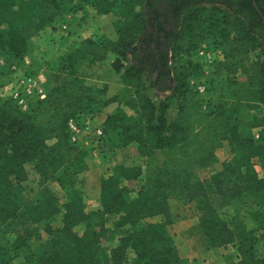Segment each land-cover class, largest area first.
I'll return each mask as SVG.
<instances>
[{"label":"trees","instance_id":"obj_1","mask_svg":"<svg viewBox=\"0 0 264 264\" xmlns=\"http://www.w3.org/2000/svg\"><path fill=\"white\" fill-rule=\"evenodd\" d=\"M76 1L81 8L93 6L98 14L118 9L117 38L96 35L78 42L69 32L63 37L70 55L51 62L55 68L44 99L32 101L24 113L0 98V264L15 259L26 264H181L170 233V195L177 197L180 189L195 204L198 230L209 247H235L234 264H264L255 232L238 219L223 221L211 201L212 196L235 203L252 197L264 208V164L260 177L254 163L264 162V0ZM71 3L0 0V50L5 58L22 64L32 34L52 24ZM203 46L222 56L207 73L197 58ZM109 54L124 87L111 99L104 98L106 90L86 86L78 71L81 63L90 68ZM227 73L242 76L235 79L238 89L230 115L210 96L213 81ZM191 80L205 85L204 97ZM127 94L103 129L106 139L118 133L122 147H132L143 166L113 167L101 184V208L90 213L77 180L91 153L70 141L67 122L76 116L84 119L92 100L102 97V106L109 107L120 105ZM249 108L255 113L239 119ZM221 132L227 137H219ZM223 140L230 157L205 182L192 181L191 175L218 162L217 142ZM29 168L38 177L36 199H30L24 186ZM143 176L146 184L129 200ZM50 182L63 189L64 204L48 187ZM111 216L117 217V229L127 231L104 261L99 248ZM59 217L61 229L53 226ZM155 218L159 221H148ZM252 218L264 222L259 211ZM38 240L49 242L50 252H35L31 241ZM130 250L132 262L127 260Z\"/></svg>","mask_w":264,"mask_h":264},{"label":"rangeland","instance_id":"obj_2","mask_svg":"<svg viewBox=\"0 0 264 264\" xmlns=\"http://www.w3.org/2000/svg\"><path fill=\"white\" fill-rule=\"evenodd\" d=\"M78 5L79 2L76 0H74L73 4H67L63 15L52 24L44 26L38 33L32 34L30 38V49L26 52V55L31 64L29 67H22V70L39 75L47 87H51L52 70L55 68V63L51 62L65 61L70 55L69 42L65 40L60 32V27L63 23L67 22L69 24L70 32L75 37L74 39H78V42L96 35H105L111 40L117 38L115 25L120 14L118 9L110 14H98L93 6L89 5L81 8ZM251 55L253 58L255 57V54ZM221 58L220 53L216 52L215 59ZM83 73L81 72L82 76ZM101 73L107 81L110 79L108 78L109 75L112 77L116 74L111 67L103 69ZM241 77L240 74L227 73L223 78L213 81L210 96L216 104L227 109V115L232 112V103H236L234 93L238 86H235V79H240ZM1 83L8 88H12L15 86V78L12 75H6L1 79ZM102 89L106 90L104 82ZM167 95L168 93L159 97L164 99ZM104 98L99 97L100 100L97 99L90 102L89 107L83 112L84 119L105 123L109 116L121 109L124 105L123 101L128 98V94L124 96L120 105L115 104L112 108L102 106ZM249 109H243L238 118H250L255 111H252L251 108ZM220 135L219 137L223 135L227 137L228 133L224 132L222 134L221 132ZM217 145H219L217 149L218 162L210 170L199 171L196 176L191 175L192 181L198 178L205 182L210 177L212 170L219 168L222 162L230 157V148L226 140L218 141ZM254 163L259 176L263 177L264 162L256 159ZM116 165L124 167L143 166V161L136 156L132 147H122L118 133L112 134L108 139H105L104 144L97 150L96 156L89 155L85 167L78 175L77 186L83 192L87 212L96 213L100 210L101 199L98 198L99 195L97 194L101 190L102 181L112 175L113 167ZM145 184L146 181L143 176L139 179L136 186L134 185V192L128 196V199L137 198L140 188ZM47 185L53 191L59 203L64 204L67 198L61 186L51 182ZM24 186L30 199H36L39 189L38 177L30 168L29 179L24 183ZM176 196L170 195V206L174 219L170 233L175 241L181 264H234L237 260L235 247L232 245L219 248L209 247L198 230L199 217L195 210V204L189 203L187 195L182 189L178 191ZM211 201L223 221L230 224L234 218L238 219L248 230L255 232L258 257L264 258V222L261 220L262 218L258 220L252 218V213L255 211L264 214V208L258 207L252 197H247L235 203V201L233 202L219 196H212ZM116 219V216H111L106 222L108 232L99 248L100 258L104 261L110 258L111 250L118 245L120 237L127 231L126 228L121 230L115 227L114 221ZM60 221L61 217L53 224L54 228H62ZM148 221L157 222L159 218L149 219ZM259 226L262 228L261 230L258 229ZM2 238L3 235L0 233V242L3 241ZM31 244L37 253H48L51 250V245L46 240L31 241ZM134 257L133 251H128L127 260L132 262ZM0 262L2 263L1 259ZM8 264L26 263L23 259H15Z\"/></svg>","mask_w":264,"mask_h":264},{"label":"built area","instance_id":"obj_3","mask_svg":"<svg viewBox=\"0 0 264 264\" xmlns=\"http://www.w3.org/2000/svg\"><path fill=\"white\" fill-rule=\"evenodd\" d=\"M60 32L64 37H69L70 27L67 22L61 25ZM70 39L73 41L72 38ZM197 58L201 60L207 73L215 60V53L203 46L197 51ZM30 64L28 57L24 59L22 64L16 61L9 62L0 50V78L5 75H12L15 78L14 87H0V98L9 101L24 113L30 111L32 101L42 100L46 97L44 80L39 75L22 70V67H29ZM190 85L200 96L206 95L205 85L199 84L195 80H191ZM67 131L72 143L90 150L94 156L106 139L103 123L84 120L81 116L72 117L68 120ZM256 137L259 138V135L257 134Z\"/></svg>","mask_w":264,"mask_h":264},{"label":"crops","instance_id":"obj_4","mask_svg":"<svg viewBox=\"0 0 264 264\" xmlns=\"http://www.w3.org/2000/svg\"><path fill=\"white\" fill-rule=\"evenodd\" d=\"M114 55L109 54L107 56V59L103 62H97L93 64L90 68H88L86 65L84 66L85 63H82L78 67V71L83 73V78L85 80V85L90 87L91 89H102L103 88V82L106 84V91H105V97L107 99H111L113 97L118 96L121 91H123L124 87L122 85V80L121 76L119 74H115L114 76H110L108 78L109 81H107L105 78H103V74L101 71L103 69H106L107 67H111V63L114 61ZM115 105V104H114ZM111 105L109 108H112ZM211 168H209L210 170ZM207 169L201 170L205 171ZM99 199H100V190L98 192ZM101 208V207H100ZM99 208V209H100Z\"/></svg>","mask_w":264,"mask_h":264}]
</instances>
